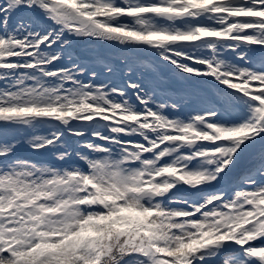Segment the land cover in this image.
<instances>
[{
  "label": "snow or ice",
  "instance_id": "1",
  "mask_svg": "<svg viewBox=\"0 0 264 264\" xmlns=\"http://www.w3.org/2000/svg\"><path fill=\"white\" fill-rule=\"evenodd\" d=\"M0 264H264V0H0Z\"/></svg>",
  "mask_w": 264,
  "mask_h": 264
}]
</instances>
